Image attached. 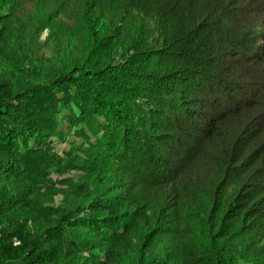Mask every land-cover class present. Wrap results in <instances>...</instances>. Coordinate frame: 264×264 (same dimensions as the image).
Instances as JSON below:
<instances>
[{
	"label": "trees",
	"instance_id": "1",
	"mask_svg": "<svg viewBox=\"0 0 264 264\" xmlns=\"http://www.w3.org/2000/svg\"><path fill=\"white\" fill-rule=\"evenodd\" d=\"M0 264H264V0H0Z\"/></svg>",
	"mask_w": 264,
	"mask_h": 264
},
{
	"label": "rangeland",
	"instance_id": "2",
	"mask_svg": "<svg viewBox=\"0 0 264 264\" xmlns=\"http://www.w3.org/2000/svg\"><path fill=\"white\" fill-rule=\"evenodd\" d=\"M263 3V2H261ZM28 32H25L27 35ZM56 35L49 34L47 28L43 29L41 32L36 31V37L32 41L30 40H20L21 42L29 45L31 52L34 51V67L33 74L35 82H42L46 79L48 74L53 73V66L57 67L60 64V60L64 57L65 46L60 37ZM16 38V35H13ZM47 115L52 113V118L57 122V129L55 130L54 137V149L57 151H63L68 148V143L70 140H76V143L80 142L76 137L72 136V131L69 129V122L65 119L63 115L67 114V108L61 107V105L55 100L47 103ZM54 111V112H53ZM45 116L42 115L39 121H42ZM66 137L64 140H58L56 137ZM61 197H49L47 194L39 196V201L49 205H55L60 202Z\"/></svg>",
	"mask_w": 264,
	"mask_h": 264
}]
</instances>
